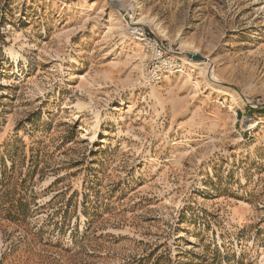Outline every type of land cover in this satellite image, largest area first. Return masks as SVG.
I'll use <instances>...</instances> for the list:
<instances>
[{
	"label": "rangeland",
	"instance_id": "rangeland-1",
	"mask_svg": "<svg viewBox=\"0 0 264 264\" xmlns=\"http://www.w3.org/2000/svg\"><path fill=\"white\" fill-rule=\"evenodd\" d=\"M0 264H264V0H0Z\"/></svg>",
	"mask_w": 264,
	"mask_h": 264
},
{
	"label": "built area",
	"instance_id": "built-area-1",
	"mask_svg": "<svg viewBox=\"0 0 264 264\" xmlns=\"http://www.w3.org/2000/svg\"><path fill=\"white\" fill-rule=\"evenodd\" d=\"M137 31L136 36L138 37L135 39H141L142 41L138 42L144 43L149 53V63L142 71L139 80L142 86L153 87L173 72H182L181 68H179V64L175 61L174 57L168 55V50L162 44L148 39L147 36L144 35V32L137 34Z\"/></svg>",
	"mask_w": 264,
	"mask_h": 264
},
{
	"label": "bare ground",
	"instance_id": "bare-ground-1",
	"mask_svg": "<svg viewBox=\"0 0 264 264\" xmlns=\"http://www.w3.org/2000/svg\"><path fill=\"white\" fill-rule=\"evenodd\" d=\"M124 11V10H123ZM125 15V14H124ZM126 19L128 20L126 23L128 25V29L129 32L131 34V36L136 35V31L139 30L138 28L141 26L139 24H141L140 22H134L132 16H128V14L125 15ZM137 41H142L141 39H136ZM182 61L184 62L185 66H189L191 68L195 67L196 64H198V62L196 61H191V60H186L185 58L182 57ZM200 65V64H199ZM211 67L209 64L205 65L206 68V72L207 74L211 73ZM205 68H202V70H205ZM210 81H214V80H210Z\"/></svg>",
	"mask_w": 264,
	"mask_h": 264
},
{
	"label": "water",
	"instance_id": "water-1",
	"mask_svg": "<svg viewBox=\"0 0 264 264\" xmlns=\"http://www.w3.org/2000/svg\"><path fill=\"white\" fill-rule=\"evenodd\" d=\"M186 57L188 59H190L192 61H196V62H201V61H204L205 60L204 58H202L201 56L196 55V54H194V55L187 54Z\"/></svg>",
	"mask_w": 264,
	"mask_h": 264
}]
</instances>
